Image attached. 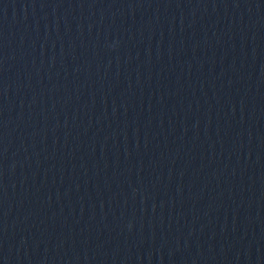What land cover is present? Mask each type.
Returning a JSON list of instances; mask_svg holds the SVG:
<instances>
[{
	"label": "water",
	"instance_id": "1",
	"mask_svg": "<svg viewBox=\"0 0 264 264\" xmlns=\"http://www.w3.org/2000/svg\"><path fill=\"white\" fill-rule=\"evenodd\" d=\"M0 264H264V0H0Z\"/></svg>",
	"mask_w": 264,
	"mask_h": 264
}]
</instances>
